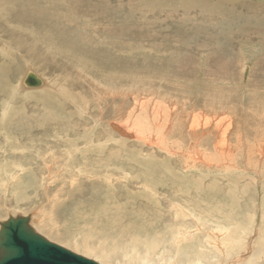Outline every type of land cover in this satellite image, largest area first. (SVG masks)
I'll use <instances>...</instances> for the list:
<instances>
[{
  "label": "rangeland",
  "instance_id": "374dc122",
  "mask_svg": "<svg viewBox=\"0 0 264 264\" xmlns=\"http://www.w3.org/2000/svg\"><path fill=\"white\" fill-rule=\"evenodd\" d=\"M0 8L8 14L0 16V221L30 216L50 242L99 264H142L149 246L155 264L186 263L199 248L203 264L260 257L264 0H2ZM28 70L51 88H25ZM43 92L51 95L36 98ZM147 99L170 118L165 135L184 148L175 155L130 130ZM206 116L229 135L224 159L193 156L186 130L193 118L207 130ZM213 131L199 147L211 155L220 142ZM216 223L247 248L221 245L219 254L207 243L220 236ZM181 226L188 239L177 243Z\"/></svg>",
  "mask_w": 264,
  "mask_h": 264
},
{
  "label": "bare ground",
  "instance_id": "6f19581e",
  "mask_svg": "<svg viewBox=\"0 0 264 264\" xmlns=\"http://www.w3.org/2000/svg\"><path fill=\"white\" fill-rule=\"evenodd\" d=\"M1 2H2V0H0ZM2 7V6H1ZM0 16L4 19V20H8V14L5 12V11H3V9L2 8H0ZM51 48V47H50ZM54 49V48H53ZM48 50V49H47ZM1 51L4 53V55H6V53H5V51L4 50H2L1 49ZM9 55V54H8ZM2 67V66H1ZM2 69V68H1ZM11 73V72H10ZM9 73V74H10ZM30 73H32V74H34V75H36L39 79H41V81H42V85H41V87H39V88H31V89H37L36 91H38V92H40L41 90H42V88H45V87H49V88H51V86L49 85V83H47L48 81H45V79L43 78V76L41 77V76H39V74H37V73H35L34 71H32V70H28V72H27V74H25L26 76H25V79H26V77H27V75L28 74H30ZM5 74V73H4ZM7 74V73H6ZM73 74V73H72ZM41 75V74H40ZM76 76V75H75ZM6 78H8L7 76H5ZM9 78H10V76H9ZM25 79H23V83L22 84H24L23 86H25V88H30V87H28L27 85H25ZM20 80V79H19ZM3 81V80H2ZM101 82V81H100ZM3 83V82H2ZM46 83V84H45ZM103 83V82H102ZM62 85V84H61ZM60 85V86H61ZM21 88H23V87H21ZM2 89V88H1ZM39 89V90H38ZM58 89V88H57ZM3 90V89H2ZM5 90V89H4ZM48 90V89H47ZM1 91V90H0ZM6 91V90H5ZM21 91V90H20ZM25 91V90H24ZM44 91V90H43ZM46 91V90H45ZM34 92V91H33ZM65 92H66V90L64 89V88H61V90L58 92V93H60V94H62L61 96H63V97H68V98H66V100L67 101H71V97H69L68 95H66L65 94ZM104 92V91H103ZM26 93V92H25ZM52 94H54V96H55V93H52ZM65 94V95H64ZM39 95H41V96H36V98H38V97H43V96H46V95H51V92H43L42 94H39ZM149 98V97H148ZM99 99V98H98ZM19 100V99H18ZM88 100V99H87ZM148 100V101H147ZM146 100V102H141V104H139V106H140V111H141V120L139 121V122H136V121H138V120H136L135 122H134V120H133V126H130V124H129V128H130V130H134V132L137 134V139H136V141L138 142V141H141L145 146H147L148 148H151V149H153L154 148V146H156L160 151H163V153L164 152H166V153H168V155H175L174 153H173V149L175 148V149H179V150H182V149H184L181 145H179V144H173V143H171V142H169V137H167L166 135H165V133H167V130H169L168 128H169V122H170V118L168 117V116H166L165 115V109H163L161 106H159L158 104H155V105H153V107H147V106H149V104H150V100L149 99H147ZM152 102V101H151ZM90 103V102H89ZM138 103H140L139 101H137V105H138ZM48 104V103H47ZM152 104V103H151ZM170 112V111H169ZM6 114V113H5ZM205 114V113H204ZM220 114V113H219ZM191 118V117H190ZM205 118V117H204ZM206 118H207V116H206ZM221 118V117H220ZM187 119V118H186ZM196 119V118H195ZM195 119L193 118L192 119V125L189 127V129L188 130H186V131H190L188 134L191 136V138H192V140H193V146H194V148H196L195 149V151H194V153H195V155H193V156H196V158L199 160V161H201L200 159H202V157H203V155L205 156H207V159H208V157L211 159V160H217V157H219L220 159H224L225 158V156H226V150H227V146L226 145H228V137H229V135H227V132H226V128L225 129H222L220 126H216L215 125V123H216V120L213 118V116H212V118L210 117L208 120H206V124H207V130H204V127L202 126V124L201 123H198V122H196L195 121ZM214 121H212V120ZM181 120V119H180ZM189 120V119H188ZM224 120V119H223ZM129 121H131L132 122V119L131 120H129ZM187 121V120H186ZM185 121V122H186ZM59 122V121H58ZM128 122V121H127ZM126 122V123H127ZM190 122V121H189ZM128 123H130V122H128ZM173 123V122H172ZM178 123V122H177ZM182 123V122H181ZM180 123V124H181ZM213 123V124H212ZM49 124H51V123H49ZM53 124V123H52ZM51 124V125H52ZM55 124V126H58V125H56V123H54ZM175 124H176V122H175ZM183 124V123H182ZM187 124H188V122H187ZM186 124V125H187ZM216 124H220V123H216ZM126 125V124H125ZM171 125V124H170ZM49 126V125H48ZM177 126H179L178 124H177ZM182 126V125H181ZM187 126H189V125H187ZM111 127L113 128V130L114 131H116L117 133H119L121 136H123L124 138H128V139H132V140H134L135 139V136L133 135V134H129L128 132V130H123L124 129V127H120V126H118V125H116V124H112L111 125ZM173 127V126H172ZM172 127H171V129H172ZM182 128V127H181ZM206 128V127H205ZM50 129V128H49ZM53 129V128H52ZM57 129H58V127H57ZM171 129H170V131H171ZM187 129V128H186ZM215 129H218V133H219V135L216 137V140H218V138L220 139V142H219V144H216L215 146H214V150H213V155H211V153L212 152H209L208 150H201V149H199V147H200V143H201V140H202V137H206L207 135H206V133L205 132H207L208 134H212L214 131L213 130H215ZM184 130V129H183ZM227 130H229L228 128H227ZM112 131V130H111ZM128 131V132H127ZM180 131H182V130H180ZM185 131V130H184ZM113 132V131H112ZM173 132V131H172ZM76 134H77V132H75ZM185 133V132H184ZM187 133V132H186ZM242 133H243V131H242ZM169 134V133H168ZM170 134H172V133H170ZM114 135H117L116 133H114ZM242 137H241V139H240V141H243L244 142V136L243 135H241ZM212 137H213V139L215 138V135H214V133H213V135H212ZM120 138H122V137H120ZM210 139V138H209ZM121 140V139H120ZM217 142V143H218ZM79 143H81V142H79ZM140 143V142H139ZM241 143V142H240ZM214 144V143H213ZM243 144V143H242ZM259 144V143H258ZM263 145V144H262ZM57 147V146H56ZM250 147H251V145H250ZM256 147V146H255ZM254 147V148H255ZM191 148H193V147H191ZM75 150H77L76 148H75ZM190 151H191V149H190ZM260 151V150H259ZM65 152H67V154H69L70 156H71V158H73V153H72V151L71 150H69V149H67ZM86 152H87V150H86ZM113 153V151H110V153ZM231 152V151H230ZM248 152V151H247ZM178 153V152H177ZM181 153V152H180ZM190 153V152H189ZM86 154V153H85ZM183 154V153H182ZM188 154V153H187ZM187 154H185V155H187ZM251 155V154H250ZM84 156V155H83ZM141 157H150L149 156V154L147 153V154H145V153H142L141 155H140ZM205 156V157H206ZM231 156V155H230ZM50 157H53V158H55L56 157V155L55 154H53V153H51L50 154ZM115 157V156H114ZM204 157V158H205ZM228 157V156H227ZM151 158H152V156H151ZM56 159V158H55ZM116 159V158H115ZM193 159V158H192ZM196 159V160H197ZM203 160V159H202ZM198 161V162H199ZM205 161V160H204ZM106 162H107V160H106ZM192 162V161H191ZM196 162V165H197V161H194L193 162V164ZM203 162V161H202ZM200 163V162H199ZM212 163V162H211ZM45 164H46V161H45ZM223 164V163H222ZM20 165V164H19ZM47 165V164H46ZM213 166V165H212ZM215 166V165H214ZM51 168H49V170H50ZM116 169V168H115ZM114 170V169H113ZM126 176L128 177L129 175H127L126 174ZM14 177V176H13ZM106 177V176H105ZM13 180V179H12ZM106 180H112V178L111 177H109L108 179L106 178ZM9 182V181H8ZM149 190H151V188H149V187H147ZM188 190V189H187ZM186 191V190H185ZM188 193V192H187ZM182 195H184V194H182ZM175 206V205H174ZM178 207V206H177ZM220 209V208H219ZM195 210V209H194ZM217 210V209H216ZM221 210V209H220ZM196 211V210H195ZM212 211V210H211ZM224 211V210H223ZM99 212V211H98ZM102 212V211H101ZM119 212V211H118ZM117 212V213H118ZM202 212V211H201ZM216 212V211H215ZM203 213H204V211H203ZM219 213H220V211H219ZM226 213V212H225ZM20 214V213H19ZM121 214V213H120ZM192 215V214H191ZM207 215V214H206ZM210 215V214H209ZM213 215H214V212H213ZM222 215V214H221ZM37 216V215H36ZM190 216V215H189ZM208 216V215H207ZM216 216V215H215ZM15 217H17V216H15ZM35 217V216H34ZM195 217V216H194ZM223 217V216H222ZM226 217V216H225ZM225 217H224V219H225ZM228 217V216H227ZM141 218V217H140ZM187 218H189V217H187ZM190 218H192V217H190ZM208 218V217H207ZM211 218H212V215H211ZM97 219V218H96ZM217 219H218V217H217ZM222 219V218H221ZM230 219V218H229ZM212 220V219H211ZM220 220V219H219ZM251 221H253V219H250ZM6 221V220H5ZM196 221H204L205 223L206 222H208V220H205V219H203L202 217H200L199 215H197V220ZM215 221V220H214ZM237 221V220H236ZM236 221L234 222V223H236ZM241 221V220H240ZM243 221V220H242ZM0 222H2V221H0ZM36 222V221H35ZM212 222V221H211ZM218 222V221H217ZM221 222H224V221H221ZM34 223V222H33ZM231 223H232V220H231ZM238 223H239V220H238ZM237 223V224H238ZM242 223V222H241ZM32 224V223H31ZM209 224V223H208ZM229 224V223H228ZM236 224V225H237ZM240 224V223H239ZM244 224H246L245 222H244ZM243 224V226H246V225H244ZM253 224V223H252ZM198 225V224H197ZM216 225H217V230H214V231H217L218 233H219V235L220 236H225L224 237V239H220V236H212V238H209V239H211L210 241H207V243H210V244H208V245H211V246H213V248L214 249H216V251L219 253V254H221V253H223L224 251L222 250V248H220V246L222 245V246H227L226 248H227V250H229V252L230 253H232L231 251L233 250V249H236V247H240V248H242V249H246L247 248V246L245 245V239H243L242 241H236L235 243H234V241H235V239L236 238H232V237H230L229 238V236H227L228 234H229V232H230V230H229V228H228V226L226 227V226H224L223 224L222 225H220L219 223L217 224L216 223ZM34 226V225H33ZM203 226H204V224H203ZM206 226H207V224H206ZM213 226V225H212ZM197 227V226H196ZM207 228V227H206ZM214 228H216V226H214ZM248 229H249V227H247ZM180 229V228H179ZM251 229V228H250ZM194 230V229H193ZM199 230H201V228H200V226H199V228L198 229H196L195 231H199ZM211 230V229H210ZM61 231V230H60ZM234 231H235V229H234ZM190 232H192V231H190ZM203 232V231H202ZM238 232V231H237ZM199 233V232H198ZM211 233V232H210ZM241 233H243L244 234V231L242 230V232ZM250 233V232H249ZM202 234V233H201ZM206 234V233H205ZM204 234V235H205ZM212 234V233H211ZM217 234V233H216ZM231 234V233H230ZM255 234V233H254ZM200 235V234H199ZM235 235V234H234ZM252 235H253V233H252ZM227 236V237H226ZM232 236V235H231ZM241 236V235H240ZM244 236V235H243ZM205 237V236H204ZM198 238H200V237H198ZM232 238V239H231ZM246 238V237H245ZM188 238H187V234H186V228H185V226H181V229L179 230V232H178V234H177V243L178 242H181V240H187ZM197 239V238H196ZM208 239V240H209ZM192 240V239H191ZM249 240V239H248ZM193 241V240H192ZM196 242V241H195ZM197 242H198V239H197ZM213 242H214V244H213ZM192 243V242H191ZM193 243H194V241H193ZM249 243V242H248ZM252 243V242H251ZM88 244V243H87ZM234 244V245H233ZM134 246H136V244L134 245ZM196 246V245H195ZM200 247V246H199ZM202 247V246H201ZM208 247H210V246H208ZM251 247V246H250ZM136 248H137V246H136ZM211 248V247H210ZM210 248H208L209 250H210ZM88 249V248H87ZM135 249V248H134ZM145 249V248H144ZM149 250H147L148 252H146V255H145V259L146 260H144L143 262H142V264H155L154 263V261H151L150 259H152V257H153V255H155V254H153L152 255V257L148 260L147 258H149V255L151 254V253H153V252H151L150 250H151V247L149 246V248H148ZM153 249V248H152ZM192 249V248H191ZM194 249H196V248H194ZM205 249V248H204ZM212 249V248H211ZM133 250V249H132ZM153 250H155V249H153ZM206 250H207V248H206ZM248 250V249H247ZM135 251V250H134ZM138 251V249L136 250V252ZM191 252L193 251V250H190ZM213 251V250H212ZM198 254H195V258H193V259H191L190 261H188V262H186V263H188V264H203V253H204V251L201 249V248H199L198 249ZM206 252V251H205ZM228 252V253H229ZM234 253H235V250L233 251ZM240 252V251H239ZM243 252H245V250L244 251H242V253ZM134 253V252H133ZM155 253V252H154ZM184 253V252H183ZM182 253V254H183ZM193 253V252H192ZM192 253H190V254H192ZM225 253H226V251H225ZM233 253V254H234ZM241 253V252H240ZM241 253V254H242ZM181 254V255H182ZM187 254V253H186ZM217 254V253H216ZM236 254V253H235ZM234 254V255H235ZM238 254V253H237ZM245 254H247V251H246V253ZM248 254H249V252H248ZM102 256H104V255H102ZM107 256H109V255H107ZM209 256V255H208ZM213 256V255H212ZM216 256H218V255H216ZM219 256H221V255H219ZM228 256H230V254H228ZM241 256V255H240ZM131 257V256H130ZM129 257V258H130ZM176 257V256H175ZM183 257H185V255L183 256ZM187 257H189V256H187ZM214 257V256H213ZM225 257V256H224ZM243 257V256H242ZM110 258V257H109ZM108 257H107V259H109ZM132 258H134V257H132ZM167 258V257H166ZM169 259H168V263L169 264H186V263H181V261H179V260H175L174 259V257H168ZM205 258V257H204ZM232 258V257H231ZM138 259V258H137ZM211 259H212V257H211ZM224 259V258H223ZM235 259V258H234ZM129 260V259H128ZM127 260V261H128ZM157 260V259H156ZM167 260V259H166ZM213 260H215V259H213ZM242 260V259H241ZM241 260H238L237 261V259H236V261L234 260V262H233V264H238L239 263V261L241 262ZM126 261V260H125ZM140 261V260H139ZM158 261V260H157ZM259 261H264V252L260 255V257L259 258H257V259H254V257H252L247 263L248 264H258V262ZM211 262V261H210ZM238 262V263H237ZM109 263V262H108ZM130 263V262H129ZM213 263H214V261H213ZM118 264V263H117ZM128 264V263H127ZM161 264H163V263H161ZM214 264H216V263H214ZM240 264V263H239Z\"/></svg>",
  "mask_w": 264,
  "mask_h": 264
},
{
  "label": "water",
  "instance_id": "95a60500",
  "mask_svg": "<svg viewBox=\"0 0 264 264\" xmlns=\"http://www.w3.org/2000/svg\"><path fill=\"white\" fill-rule=\"evenodd\" d=\"M30 88H39L41 79L30 73ZM0 264H99L50 242L31 225L30 216L9 217L0 222Z\"/></svg>",
  "mask_w": 264,
  "mask_h": 264
}]
</instances>
